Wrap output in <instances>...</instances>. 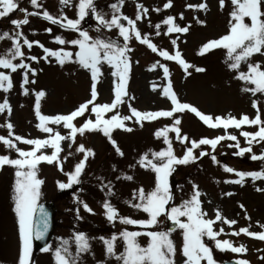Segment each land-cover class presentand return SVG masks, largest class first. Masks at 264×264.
<instances>
[{
    "label": "rangeland",
    "instance_id": "374dc122",
    "mask_svg": "<svg viewBox=\"0 0 264 264\" xmlns=\"http://www.w3.org/2000/svg\"><path fill=\"white\" fill-rule=\"evenodd\" d=\"M18 7L8 16L0 18V34L8 33L9 36H15L17 31L29 41H38L43 47L33 44L29 49L23 45L21 40L22 52L25 57L35 56L37 60L25 59L32 69L36 71L33 76L29 73V81L35 83L24 84L23 69H17L11 72L10 69H0L11 78L12 87L7 91L0 90V103L7 100L11 112L6 109L0 113V137H8L7 123L13 125V134L19 135L25 139H48L50 134L40 130V120L36 115V93L43 91L44 96L40 97L39 111L42 115L55 117L57 115H68L75 111L81 104L91 99L92 81L90 73L82 69L79 64L65 62L61 66L55 57L49 56L44 59L46 53L44 48L52 51H68L73 53L71 59H76V53L79 49L70 44L60 45L55 42L56 37H61L66 41L78 38V34L71 30L61 27L59 24H51L43 19V13L46 11L57 19L67 17L68 19L78 18L79 0H68L61 3V0H38L39 7H33L31 0H15ZM170 3V7H165ZM116 4L120 11L115 13L118 16L127 17L135 20L138 12V6L148 9L146 15L142 14L141 20L136 22V27L142 35H146L150 42L155 44L158 50H166L170 55H175L178 51L181 58L191 65L187 72L174 60H164L162 56L153 53L146 45H142L134 38L130 41L129 47L132 49L128 55L131 58V68L129 78L125 89L127 95L124 97L125 103L118 106L117 109L104 113L101 119H109L113 115L119 116L131 115L129 105L140 112L170 111L173 107L168 97L164 96L163 89L171 85L172 92L178 97L179 102L186 103L195 107L199 112L212 117L235 118L240 120L243 116L249 119H255L257 108L261 120H264V93L257 92L255 95L251 91L245 92V87L254 88L255 85L237 79L240 72L248 71V64H259L261 70H264V48L261 53H254L246 61H242L239 69L232 70L229 67L231 61L228 60V50L226 48H213L209 51L201 52L205 46L212 41H219L224 36L230 35V30L235 23L232 20L231 13L236 10V6L231 0H225L224 6H220L219 0H93V6L97 13L104 15L105 19H111L114 10L110 5ZM206 5L204 9L189 7V5ZM20 9H26L22 12ZM264 11V4L261 6ZM36 12L38 15H27V13ZM172 17L174 24L180 27H186L187 32L168 33V26L164 20ZM182 17V18H181ZM27 18L29 23L16 29L11 23L12 20H23ZM264 19V17H262ZM127 26L126 20L120 21ZM62 23L66 21L62 20ZM244 23L250 25V18L245 17ZM156 25H160L159 35H157ZM99 27L97 21L93 18L91 10L89 14L81 21V28L87 30L93 38L100 37L111 39L119 43L123 38L119 36L118 29L112 28L110 31L101 27L100 32L95 29ZM51 29L49 33L46 29ZM175 40V44L172 41ZM14 48L13 40L0 38V56L8 57L10 50ZM239 51V50H238ZM38 61V62H37ZM13 63L19 64L17 58ZM163 64L169 69V75L166 78L163 74V68L153 67L157 64ZM201 68L204 71L197 72L195 69ZM102 75L98 77L96 91L98 93L95 104H111L114 101L115 85L118 78L112 75V69L107 63L100 65ZM7 82H5V86ZM25 89L28 90L25 94ZM253 101L257 102V107H253ZM89 110L83 116L76 118L73 124L77 127L87 120H96L94 113ZM175 117L181 119V135H186L189 141H199L202 138L215 139L219 136L235 135L239 142V148L235 145L237 141L224 139L220 141L215 150L210 145H201L193 150V154L198 157L195 162L187 165H175L169 179H174L175 184L170 188L172 201L166 208L173 205L179 206L184 200L191 198L193 194V185L198 186L201 193L202 212L206 213L205 219L215 221L217 214L228 221L235 220L236 223L229 225L222 221H215L213 230L219 232L223 228L217 239L229 241L233 247H243L242 253H233L230 250L220 251L215 247V242L207 237L203 238L206 246L212 250L213 258L216 264L229 259L247 261L248 264H264V240L257 238L264 234V190L257 191V188L264 189V180L253 181L251 177H246L243 184L227 183L239 179L235 172H253L264 171V160L253 161L251 156L264 154V141H259L257 137L249 145L242 132L256 133L259 126L242 125L240 128L229 127L227 129H210L194 114L188 111L176 113ZM132 120L125 121L126 127L133 128V131L127 132L122 129H114L111 133L112 139L120 148L123 155L116 152L112 143L100 131L85 132L83 136L77 134L75 142L66 139L60 142L62 151L59 158L62 165L47 164L41 162L37 165L36 178L43 183L39 188L38 204L51 202L52 198L61 190L59 183H67L66 173L74 171L75 165L83 160V153H78L76 148L83 145L85 149H91L94 152L93 157H89L86 167L80 177L81 183L72 186L66 199L56 198L57 208V228L51 243L54 250L61 239H73V233H84L89 238L91 251L82 255L83 264H121L114 257L106 254V246L101 237H117L123 231H167L166 225L170 221L167 215L163 214L158 218L157 225L150 229H143L138 226L127 225L119 222V217L131 218L137 221L149 219L148 215L142 210L130 206L139 203L138 199H133V193H139L143 189L145 194L150 193L156 186L157 174L149 166L142 167L140 160L145 154L153 163L159 165L160 160L154 159L152 153H159L167 150L168 144L164 142V137L157 138L156 132L162 131L166 127H171L173 118L160 117L151 122L144 121L140 124ZM47 127L53 129V133L58 132L62 136H67L69 129L63 124H47ZM173 154L182 157L190 143H181L176 139L175 133H168ZM16 147L23 151L33 150V146L25 145L14 141ZM251 147V152H246L242 156L236 155L240 149ZM203 150L209 155L199 156ZM41 152L45 155H51L53 149L44 147ZM38 155L40 153H37ZM7 155L10 159H17L18 153L14 149L6 148L0 143V156ZM215 155L217 162L210 157ZM62 166L63 171L60 170ZM230 167L234 170L232 173L224 171V167ZM17 169L5 165L0 168V264H19V257L22 251V241L19 236V221L14 211V195L17 177ZM27 172L28 169H20ZM125 176H131V180L124 179ZM174 176V177H173ZM173 177V178H171ZM19 179H23L20 177ZM111 185L112 195L108 194V189L104 185ZM232 193V195H227ZM77 199L86 203L92 213L84 210L83 203H77ZM108 201L119 213V217L114 223L106 219L103 203ZM79 217V218H78ZM83 221L94 224L90 226L98 231L94 234H88L79 224ZM182 222H187L186 217L180 218ZM84 222V223H85ZM241 229H247L248 233H254L256 236L247 235L241 232ZM108 233H103L108 231ZM238 232L239 235L231 233ZM175 246L174 264H185L186 257L182 254L183 231L176 228L171 232ZM137 242L141 247H147L150 243V237L140 235ZM124 241L118 238L115 241V252L120 254L124 251ZM71 250L75 252L73 243ZM31 264H55L53 253L41 252L34 258L33 250L31 255ZM201 264H207L202 260Z\"/></svg>",
    "mask_w": 264,
    "mask_h": 264
},
{
    "label": "snow or ice",
    "instance_id": "6c2138e0",
    "mask_svg": "<svg viewBox=\"0 0 264 264\" xmlns=\"http://www.w3.org/2000/svg\"><path fill=\"white\" fill-rule=\"evenodd\" d=\"M68 0H61V3H67ZM220 6H224L225 0H219ZM232 4L236 6V10L231 13L233 23L230 35L224 36L219 41L209 42L201 54L209 51L213 48H226L228 50V60L231 61L229 67L232 70H237L240 67L242 61H246L254 53H261V49L264 48V11L261 10L264 0H231ZM33 7H39L38 0H31ZM170 3L166 4L165 7H170ZM18 4L15 0H0V18L8 16L10 13L15 11ZM114 10V14L111 19H105L104 15L97 13L95 7L93 6V0H79L78 6V18L68 19L67 17H62L61 19L54 18L48 12L43 13V19L49 21L51 24H59L61 27L76 32L78 38L71 41H66L61 37H56L55 42L64 45L70 44L79 49L75 54L76 59L72 60L71 57L73 53L68 51H52L44 48L46 55L44 59L47 60L49 56L55 57L57 62L63 66L65 62L77 63L79 66L90 73V78L92 81L91 99L84 104H81L75 111L68 115H57L55 117H48L42 115L39 111L40 108V97L44 96L43 91L36 93V115L40 120L39 128L42 132L50 134L48 139H25L19 135L13 134V125L7 123L6 127L8 129V137H0V143H2L8 149H14L18 153L17 159H10L9 156H0V168L5 165L12 166L17 169L15 175L18 178L15 186L14 195V211L19 221V236L22 241V251L19 257V264H31V255L33 250V240L42 241L46 239L49 231V215L45 209L39 208L37 206V199L39 197V188L43 183L41 180L36 178L37 165L41 162H46L47 164L62 165V161L59 158V153L62 151L60 142L66 139L75 142V137L77 134L83 136L85 132L100 131L105 137L112 143L116 152L123 155L120 148L116 145V142L112 139L111 133L114 129H122L127 132L133 131V128L126 127L125 121L132 120L135 118L134 122L140 124L141 122L148 121L151 122L160 117L173 118V123L171 127H166L162 131L156 132L157 138L163 136L164 142L169 145L167 150L160 151L159 153H152L154 159L160 160L161 163L157 165L153 163L152 160L148 159V155L145 154L140 160V165L142 167L149 166L152 171H154L156 176V186L153 191L145 194L143 189L139 190V193H133V199H138L139 203L130 206L142 210L149 217L147 220L137 221L131 218L119 217V213L116 209L108 202L103 203V208L105 210L106 219L114 223L119 217V222L127 225L138 226L143 229H150L155 227L158 222V218L166 214L167 219L171 221V227L167 231H123L119 237L113 235L109 239L101 237L106 246V254L109 257H114L121 264H174L175 256V246L170 239L171 232L176 228L183 231V248L182 254L186 257L185 264H201L202 260L207 261V264H216L212 250L210 247L206 246L203 242V238L207 237L209 240L215 242V247L220 251L230 250L233 253H242L245 251L243 247H233V245L225 240L220 241L217 237L223 233V228L219 232L213 230V224L215 221H222L229 225L236 223L235 220L228 221L224 219L219 214L216 215L215 221L212 219H205L206 213L202 212L201 201L199 196L201 193L198 191V186L193 185V194L190 199L184 200L181 205H173L170 208H166L167 205L172 201V195L170 192V186L168 177L174 170L175 165H187L190 162H195L198 159L197 156L193 154V150L199 148L201 145H210L213 150L217 147L220 141L228 139L230 141H237L235 135L219 136L215 139L202 138L199 141H189V138L181 135V119L175 117L176 113H183L185 111L194 113L202 122L210 129L229 127L240 128L242 125H256L259 126V131L256 133L242 132L241 134L247 139L249 145L252 144L253 140L257 137L259 141H264V120H261L259 115V108H257V115L255 119H249L248 116H243L242 119L237 120L235 118H221L212 117L210 115H205L199 112L195 107H192L186 103H181L178 97L172 92L171 85L163 89L164 96L168 97L173 105L170 111H153V112H140L129 105L131 115L119 116L118 114L113 115L109 119H101L104 113H108L118 108L119 105L125 103L124 97L127 95L125 85L129 78L130 68H131V58L128 53L131 52L129 47L130 41L134 38L137 42L142 45H146L153 53H157L164 58V60H174L176 63L181 65V67L187 72V70L192 67L186 63L182 58L180 53L177 51L175 55H170L166 50H158L157 46L150 42L146 35H142L140 30L136 27V22L141 20L142 14L146 15L148 9L143 8V6H138L140 11L138 12L135 20L129 19L127 17L118 16L115 13H119L120 9L116 4L110 5ZM189 7H194L197 9H204L206 5H189ZM89 10L93 15V18L97 21L99 27L95 30L100 32L101 27L107 30L112 28L118 29V34L123 38V42L119 43L111 39H103L99 36L93 38L89 35L87 30L81 28V21L89 14ZM22 12H27L26 9H20ZM27 15H38L36 12L27 13ZM250 18L251 24H245L244 18ZM182 18V17H181ZM66 21V23H62ZM126 20L127 26L122 24L120 21ZM11 23L16 29H20L22 25L29 23L28 19L17 21L12 20ZM164 24L168 26V33H181L187 32L186 27H180L174 24L172 17L164 20ZM157 29V35H159L160 25L155 26ZM49 33L51 29H46ZM0 38H8L13 40L14 48L9 51L8 57L0 56V69H10L11 72H16L17 69H23L24 84L35 83V81H29L28 76L31 73L33 76L36 71L30 67L28 63H25V59L37 60L35 56L25 57L22 52L21 40L23 45H27L29 49L32 48L33 44L39 47L38 41H29L22 32L17 31L15 36H9L8 33L0 34ZM175 44V40L172 41ZM239 50V51H238ZM264 54V53H261ZM19 58L20 63H13L14 60ZM38 62V61H37ZM102 63H107L112 69H114L112 75L118 78V83L115 85L114 101L111 104H95L97 98L96 84L98 82V77L102 75L100 65ZM163 68V74L167 78L169 75V69L163 64H157L153 66ZM197 72L204 71V69L196 68ZM247 84L255 85L254 88L245 87L243 91H251L253 95L257 92L264 93V70H261L259 64H248L247 72H240L236 77ZM5 82L7 85L5 86ZM12 87L11 78L9 75L0 72V90L7 92ZM28 90L25 89V94ZM89 105H91V113L96 116L95 122L91 119H87L82 126L77 127L73 124V121L83 116L86 111L89 110ZM253 107H257V102L253 101ZM8 110L9 114L11 112L10 105L7 100L0 103V113ZM63 124L66 129H69L67 136H62L58 132L53 133V129L47 127V124ZM175 133L176 139L181 143H190L191 147L186 148L185 154L178 158L173 154L171 147V142L168 137V133ZM14 141L21 142L25 145L33 146L31 151H23L16 147ZM229 147L239 148V142L235 145L229 144ZM44 147H50L53 149L51 155H45L41 152ZM78 153H83V160L75 165L74 171L71 173H66L68 176L67 183H59V188L61 190L72 188L73 185L81 183L80 177L83 170L86 167V163L89 157L94 156V152L91 149H85L83 145H79L76 148ZM246 152H251V147H246L240 149L236 155H243ZM37 153H40L39 155ZM209 155V153L201 150L199 156ZM214 162H217L215 155L210 157ZM253 161L264 160V154L251 156ZM20 169H28L27 172H22ZM60 170L63 171L62 166ZM224 171L228 173L234 172L230 167L225 166ZM235 175L239 177L237 180L226 181L227 183L243 184L246 177H251L253 181L264 180V171H253V172H235ZM23 177V179H19ZM124 179L131 180V176H125ZM108 189V194L112 195L111 185H104ZM264 189L257 188V191H262ZM227 195H232V193H227ZM77 203H83L77 199ZM83 208L85 211L92 213V209L83 203ZM39 211L38 222L34 220V215ZM94 214V213H92ZM181 217H186L187 222H182ZM79 218V217H78ZM247 235L256 236L254 233H248L247 229H241ZM232 235H239L238 232L231 233ZM140 235H145L150 237V243L147 247H141L137 242V237ZM120 238L124 241V251L120 254H116L115 241ZM258 239L264 240V234L257 236ZM75 245V252L71 250L72 245ZM42 252H52L54 256L55 264H83L81 259L82 255L89 253L91 251V245L89 238L84 233L75 232L73 233V239H61L58 246L53 250L51 245L46 244L40 249ZM235 264H248L247 261L239 260Z\"/></svg>",
    "mask_w": 264,
    "mask_h": 264
},
{
    "label": "water",
    "instance_id": "95a60500",
    "mask_svg": "<svg viewBox=\"0 0 264 264\" xmlns=\"http://www.w3.org/2000/svg\"><path fill=\"white\" fill-rule=\"evenodd\" d=\"M40 208L45 209L46 212H47L48 215H49V231H48V234H47L45 240H42V241H36V240H33L34 248H35L36 251L40 250V249L43 248L46 244L49 243V241H50V239H51V236H52V233H53V230H54V222H53V218H54L55 211H54L53 206H51V205H43V206H41ZM38 218H39V211L37 210L36 217H35L34 220H35L36 222H38ZM169 227H171V224L169 225ZM225 264H235V261L227 262V263H225Z\"/></svg>",
    "mask_w": 264,
    "mask_h": 264
}]
</instances>
